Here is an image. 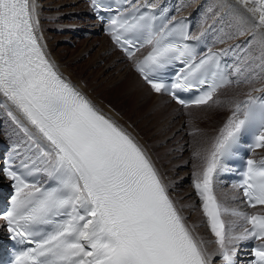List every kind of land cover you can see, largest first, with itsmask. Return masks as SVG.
Here are the masks:
<instances>
[{"label":"snow or ice","instance_id":"1","mask_svg":"<svg viewBox=\"0 0 264 264\" xmlns=\"http://www.w3.org/2000/svg\"><path fill=\"white\" fill-rule=\"evenodd\" d=\"M90 2L101 10L99 0ZM221 6L244 26L236 35L249 36L245 49L256 46L264 62V0H221ZM142 7L155 9L156 4ZM132 8L131 21L111 19L109 35L152 92L188 107L178 92L208 85L191 101L200 106L231 83L222 77L216 82L215 72L209 83L201 72L219 53L197 60L188 41L199 37L182 34L185 42H173L177 24L157 28L154 15L137 16L139 7ZM38 28V0H0V108L23 133V151L17 154L27 170L25 176L7 172L15 181L14 195L0 215L12 241L32 245L19 251L13 264H213L214 257L235 264L236 244L264 241V214L228 207L214 182L221 158L243 132L253 131L254 147H264V101L257 106L249 93L247 101L235 105L195 174L203 216L215 237L216 248L209 251L210 242L187 224L147 150L63 76ZM147 46L150 50L138 58ZM177 61L182 67L175 82L165 84L163 70ZM33 174H43L45 183L29 182L26 176ZM239 187L250 207L264 205V161H247ZM226 216L245 221L239 234L237 221ZM254 254V264H264V244Z\"/></svg>","mask_w":264,"mask_h":264},{"label":"rangeland","instance_id":"2","mask_svg":"<svg viewBox=\"0 0 264 264\" xmlns=\"http://www.w3.org/2000/svg\"><path fill=\"white\" fill-rule=\"evenodd\" d=\"M189 1L167 0L166 2L175 10L174 15L176 16L182 13L193 14L195 33L202 31L203 34H206L212 46H224L226 48L233 45L234 73L236 72L237 80L233 87L224 91L225 94L220 93H223V95L217 100L219 103L216 101L208 108L189 111L176 105L181 111L169 110L167 112L169 123L166 122L167 119L164 122L158 120L154 117L152 111L140 108L139 104L132 105L112 92L114 84L109 85V82L114 79L117 73L125 71L127 72L126 77L129 76L127 74L134 73L132 64L128 60L120 59L123 55L120 56L119 54L118 56L117 50L113 49L114 46L111 43L112 49L107 51L109 40L105 36H99L97 30H94L95 32L92 30L93 26L91 24L93 23L88 17L89 10L83 2L75 0H40L39 2L42 5L38 8L43 11L41 15L43 30L51 53L59 64L69 71L75 85H82L101 108L117 114L122 126L127 130L131 128L133 130L131 132L138 136L157 162L158 170L162 174L181 213L183 216L185 215L186 222H191L189 225L194 226L196 233L206 241L207 238L212 239L214 236L207 229L205 219L199 209V202L196 203L195 201L191 181L196 177L197 172L202 171L205 163L204 158L208 155L205 154V147L209 143V149L211 150L214 139L217 138L224 125V118L226 119L228 115H232L235 105L248 97L249 93L253 95L260 87L259 85L264 82V62L258 58V51L255 53L256 46L245 49V41L249 38L227 39L229 31H227V34H223L216 30V23L221 20L222 13L217 12L216 17H214L215 20L212 19V22H203L202 18L206 16L207 9L211 7L207 0H197V6L192 12L189 9ZM223 22L231 23L229 18L228 20L227 18L223 19ZM219 24H221V21H219ZM91 31L94 33H90ZM221 40L225 42L221 43ZM237 45L240 47H236ZM237 68L239 72L236 71ZM141 99L144 103H151L147 96H143ZM168 105L170 104L168 103ZM225 111L227 112L225 113ZM4 112V109L0 108V150L10 143L20 144L23 140V137L14 134L15 132L11 126H15V124L7 120L9 118L3 115ZM201 113L209 115L214 122L222 118L224 122L218 124V128L212 126L208 130L206 129L207 134L201 133L202 131L200 132L199 127H197L198 121L196 118V115ZM21 146L23 147L22 144ZM197 153L200 155L197 156ZM214 182L217 196L220 192L225 191L224 194L226 195L223 198L219 197L220 200L222 199L223 203L225 201L230 208L241 210L239 193V198L234 196L233 192L230 193L231 187L219 181L218 176L214 178ZM226 219L237 221V233L243 230L242 226L245 225V221L242 219L231 216L226 217ZM208 249L211 251L210 248ZM216 258H213V264H215Z\"/></svg>","mask_w":264,"mask_h":264},{"label":"bare ground","instance_id":"3","mask_svg":"<svg viewBox=\"0 0 264 264\" xmlns=\"http://www.w3.org/2000/svg\"><path fill=\"white\" fill-rule=\"evenodd\" d=\"M40 0H38V6H41L42 3L39 2ZM75 1H80V0H75ZM142 2H147V1H150V0H141ZM209 2V4H211V7H209L208 12H206V16H204L202 18L203 22H212V19L215 20L214 17H216V13L219 12V13H222V18L221 20V24H219V21L218 23H216V30L220 33H223V34H227V31H229V36H232L234 37L232 40H235V39H245L246 37L249 38L248 35H245V36H237L236 33H237V30L244 27L243 25L240 24V22L236 19V17L230 13V10L227 9V8H224L221 6V0H207ZM151 2V1H150ZM161 2V0H154V2H151V3H155L156 6L159 5ZM189 9L191 10V12L194 10V8L197 6V0H190L189 1ZM188 8V7H187ZM80 9V8H79ZM211 9V11H210ZM73 10V9H72ZM89 10V9H88ZM70 11V10H69ZM43 11L40 10L38 8V15H39V28L38 30L40 31V34H41V39L43 41V43L45 44L47 50L49 51L53 61L55 62V64L58 66L59 70L72 82L75 84V81L73 80V78L69 75V71H67L66 68H64V66L62 67L59 62L57 61V59L55 58V56L51 53V50H50V47H49V44L47 42V38L45 37V33H44V30H43V19L41 17ZM199 13V11H198ZM182 15H189L190 16V13L189 14H179L177 15L176 17L178 16H182ZM192 15V14H191ZM228 18L230 19L231 23H227V22H223V19ZM93 26V31L94 30H97V25L96 23L94 22L93 24H91ZM197 37L199 38H203L202 35L200 34H197L196 35ZM195 36V37H196ZM106 40V39H105ZM104 42V41H103ZM106 45V44H105ZM108 46H109V49L107 51H111L110 49H112V45H110V42L108 43ZM224 46L222 47H219V49H223ZM113 49L115 50V48L113 47ZM227 50V49H226ZM113 51V50H112ZM258 51V53H257ZM115 53V52H114ZM116 53L120 54V56H122L121 53L117 52ZM255 53L259 54V50L258 48L256 47V51ZM226 55L229 57V53H226ZM117 56V57H118ZM257 57V56H256ZM119 58V57H118ZM107 59V58H106ZM120 59H123V60H126L124 59V57L122 56V58L120 57ZM130 62V61H129ZM123 63H128V62H123ZM109 65V64H108ZM131 65V64H129ZM264 65V64H263ZM132 66V65H131ZM109 67V66H108ZM129 67V66H128ZM127 68V67H126ZM107 69V68H106ZM129 70V69H128ZM126 70V71H128ZM131 70V69H130ZM118 72V71H117ZM129 72V71H128ZM125 73V74H123ZM123 73H117V75H115L114 79L111 80V82H109L110 84L109 85H113L114 84V90L112 91L113 93H115L117 96H121L123 99H125L127 102H129L130 104L132 105H137L139 104L140 105V108H144L146 109L147 111L150 110L153 112L154 114V117L157 118L158 120H163L162 122H164L166 119H167V115H168V111L169 110H180V108H178L174 103H172V101L166 97L163 96V94H157V93H154L150 90V88L148 86H146L141 80L140 78L132 73V74H127L129 75L128 77H126V73L125 71H123ZM264 83V82H263ZM263 83H261L257 89V91L255 92L256 95L257 94H260L264 91V85H262ZM108 85V86H109ZM262 85V86H261ZM77 88L80 89L98 108H100L107 116L111 117L112 119H114L119 125L122 126V123L120 122V119H119V116L117 114H115L114 112L108 110V109H103L99 106V104H97L93 97L89 96V94L85 91L84 87L82 85H78L76 84ZM229 88V87H228ZM227 89V88H226ZM225 89V90H226ZM224 90V91H225ZM222 91L224 94L225 92ZM228 92V91H227ZM221 93V92H220ZM222 94H218L214 99L213 101L209 102L208 105H206L205 107H190V108H187V109H184V110H196V109H205V108H208L209 106L213 105L218 99L219 97H221ZM143 96H147L150 100H151V103L147 104V103H144L142 102L143 100L141 99ZM168 103L170 105H168ZM106 108V106H105ZM228 110V109H227ZM181 111V110H180ZM143 112V110H142ZM216 112V111H215ZM227 111H225L226 113ZM5 114H3L4 116L6 115V112H4ZM147 113V112H146ZM152 114V115H153ZM146 115V114H145ZM8 116L6 115V118ZM153 117V116H152ZM153 117V118H154ZM231 117V115L227 116V118L229 119ZM9 118V117H8ZM196 118H197V121H198V124H197V127H199V130L201 133H208L207 130L214 126L215 128H218L219 125L222 121H223V118L220 119L219 121L217 122H214L209 115H207L206 113H201V114H197L196 115ZM225 119V122L224 124L227 122L228 119ZM10 119V118H9ZM7 119L8 121H11V119L9 120ZM169 119L166 120V122L169 123L168 121ZM171 121V120H170ZM12 122V121H11ZM182 122V121H181ZM167 124V123H166ZM216 125V126H215ZM165 126V125H164ZM224 126V125H223ZM222 126V128H223ZM123 127V126H122ZM12 130L15 132L14 134L17 135V136H20V137H23V133L20 132V130L17 128V126H11ZM124 128V127H123ZM221 128V129H222ZM126 129V128H124ZM207 129V130H206ZM127 130V129H126ZM131 128L128 129L127 131L129 133H131L135 139L145 148V146L142 144V141H140V139L138 138V136L134 133V132H131ZM133 131V130H132ZM23 139V138H22ZM215 141V139H214ZM213 141V143H214ZM206 150H205V154L209 153L210 149H209V143L207 144V146L205 147ZM147 150V152L149 153L148 149L145 148ZM206 154V155H207ZM151 159L154 161L155 163V166L157 167V162L153 159V157L151 156V154L149 153ZM158 168V167H157ZM159 169V168H158ZM162 175V174H161ZM163 177V176H162ZM164 179V178H163ZM165 181V180H164ZM2 182V180L0 179V183ZM230 193L233 192V195L238 197V192H236L237 190L235 188H231L230 189ZM225 191L223 192H220L218 194V198H223ZM240 195V194H239ZM227 197V196H226ZM219 198V199H220ZM239 198V197H238ZM241 198V196H240ZM222 200V199H221ZM226 200V198H225ZM195 201L196 203L198 202L197 198L195 197ZM223 201V200H222ZM242 202V204H241ZM241 202H240V208H241V211H246V208L244 207V203L241 199ZM195 203V204H196ZM224 204L225 201H224ZM229 206V205H228ZM184 211V210H183ZM259 211H263V210H259ZM185 214V213H184ZM185 216V215H184ZM228 217V216H226ZM203 219V218H202ZM229 220V219H228ZM192 221V220H191ZM194 221V220H193ZM191 222L188 223V225L190 224ZM190 226V225H189ZM207 226V225H206ZM194 227V226H193ZM205 227V226H204ZM239 234V233H237ZM212 237V236H211ZM214 240H215V237L212 238V239H208L206 241L210 242L207 244V247L210 248L211 251H213L215 248H216V245L214 243Z\"/></svg>","mask_w":264,"mask_h":264}]
</instances>
